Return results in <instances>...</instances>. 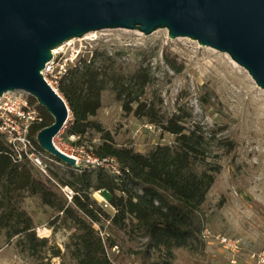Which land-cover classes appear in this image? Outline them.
<instances>
[{
  "label": "trees",
  "instance_id": "16d2710c",
  "mask_svg": "<svg viewBox=\"0 0 264 264\" xmlns=\"http://www.w3.org/2000/svg\"><path fill=\"white\" fill-rule=\"evenodd\" d=\"M86 50L69 64L57 84L71 113L66 134L76 137L75 146L86 144L95 157L114 159L119 172L83 161L69 165L45 151L36 134L50 125L52 118L31 97L42 121L31 126L30 136L50 157L47 176L28 160H15L10 145L0 135V231L8 240L16 237L15 246L34 264H52L51 259L60 256V248L46 246L47 238L36 235L32 218L21 206L24 197H34L51 210L49 226L53 231L70 232L64 251L74 264H118L110 253L118 236L144 239L141 264H148L151 251L160 256L150 264H173L178 249L202 252L201 206L220 169L218 163L208 164L206 159L211 147L227 154L235 150V142L216 137V131L206 132L198 123L187 125L193 107L181 98L174 112L166 115L153 88L156 70L149 63L142 60L132 71H125L117 62L118 52L110 54L97 47ZM163 59L168 70L181 71L182 66L169 53ZM106 90L114 94L125 114L174 135V142L156 144L146 152L115 143L111 132L93 118ZM215 97L206 89L198 99L202 104H213ZM93 138L100 142L93 143ZM63 187L72 191L70 199ZM98 191L113 211L103 208L94 197Z\"/></svg>",
  "mask_w": 264,
  "mask_h": 264
},
{
  "label": "rangeland",
  "instance_id": "374dc122",
  "mask_svg": "<svg viewBox=\"0 0 264 264\" xmlns=\"http://www.w3.org/2000/svg\"><path fill=\"white\" fill-rule=\"evenodd\" d=\"M94 47L110 54L118 52L117 62L125 71H132L142 60L149 63L156 70L153 88L166 115L174 112L176 101L181 98L193 107L192 120L187 125L198 123L206 132L216 131V137L235 142V150L227 154L211 147L206 159L208 164L218 163L220 169L201 206L204 228L210 233L204 238L203 251L194 254L175 250L172 263L264 264V90L227 53L201 46L188 37L171 39L166 29L148 35L125 28L102 29L70 39L55 49L59 48V57L67 59L69 66L88 52L87 48ZM165 53L182 66L179 73L168 70L163 59ZM206 89L216 96L213 104H202L198 99ZM93 118L111 132L115 143L139 152H146L156 144H172L175 139L174 135L154 125L149 128L144 120L125 114L110 90L103 92L102 106ZM66 126L67 123L54 137V143L69 152L76 137L66 134ZM92 142L100 141L93 138ZM93 195L100 202V193ZM21 206L32 218L36 235L47 238L46 246L60 248V256L52 258L51 263L74 264L64 251L70 232L50 228L51 210L34 197H24ZM106 231L111 235L112 232ZM221 236L235 242L236 247L223 244L218 238ZM16 239L8 240L0 231V264H34L15 246ZM143 242L140 237L118 236L117 246L110 253L118 264H141ZM159 256L151 251L146 261L150 264L159 260Z\"/></svg>",
  "mask_w": 264,
  "mask_h": 264
},
{
  "label": "water",
  "instance_id": "95a60500",
  "mask_svg": "<svg viewBox=\"0 0 264 264\" xmlns=\"http://www.w3.org/2000/svg\"><path fill=\"white\" fill-rule=\"evenodd\" d=\"M111 28L196 40L227 53L264 90V0H0V97L17 90L32 97L52 118L38 144L69 165L75 159L54 137L70 109L42 71L56 47Z\"/></svg>",
  "mask_w": 264,
  "mask_h": 264
},
{
  "label": "built area",
  "instance_id": "2783aa9c",
  "mask_svg": "<svg viewBox=\"0 0 264 264\" xmlns=\"http://www.w3.org/2000/svg\"><path fill=\"white\" fill-rule=\"evenodd\" d=\"M52 53V60L46 64L42 74L48 84L57 90L59 78L67 71L68 60L59 57L60 51L58 48L53 49ZM77 56L78 53L75 52L74 58H77ZM70 61L72 62L73 60ZM41 121L42 115L36 107V104L31 102V97L27 93L17 90L6 92L0 97V135L4 137L10 145L14 159L28 160L40 174L47 176V167L50 157L38 149L33 138L30 136L31 126ZM147 125L149 128H152V125ZM89 149L90 148L85 145H79L72 146L69 152H65L75 159L76 164L83 161L92 165L108 167L116 173L119 172L117 163L114 159H100L95 157ZM62 190L65 192L67 198L70 199L72 191L68 187H63ZM100 197V204L102 207L113 211L114 208L107 199L103 196ZM209 235V231L203 228L202 238L204 239ZM218 238H220L223 244L229 247H236V243L232 242L230 239L224 236Z\"/></svg>",
  "mask_w": 264,
  "mask_h": 264
},
{
  "label": "bare ground",
  "instance_id": "6f19581e",
  "mask_svg": "<svg viewBox=\"0 0 264 264\" xmlns=\"http://www.w3.org/2000/svg\"><path fill=\"white\" fill-rule=\"evenodd\" d=\"M89 34V33H88ZM58 50H59V48H58ZM232 60V59H231ZM233 62V61H232ZM234 63V62H233Z\"/></svg>",
  "mask_w": 264,
  "mask_h": 264
}]
</instances>
